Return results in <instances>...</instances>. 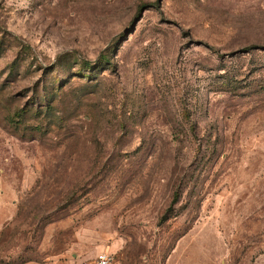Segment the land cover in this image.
<instances>
[{
    "label": "rangeland",
    "instance_id": "obj_1",
    "mask_svg": "<svg viewBox=\"0 0 264 264\" xmlns=\"http://www.w3.org/2000/svg\"><path fill=\"white\" fill-rule=\"evenodd\" d=\"M100 251L264 264V0H0V264Z\"/></svg>",
    "mask_w": 264,
    "mask_h": 264
},
{
    "label": "built area",
    "instance_id": "obj_2",
    "mask_svg": "<svg viewBox=\"0 0 264 264\" xmlns=\"http://www.w3.org/2000/svg\"><path fill=\"white\" fill-rule=\"evenodd\" d=\"M112 256L108 252L100 251L95 254L92 260L75 259L68 264H111Z\"/></svg>",
    "mask_w": 264,
    "mask_h": 264
},
{
    "label": "trees",
    "instance_id": "obj_3",
    "mask_svg": "<svg viewBox=\"0 0 264 264\" xmlns=\"http://www.w3.org/2000/svg\"><path fill=\"white\" fill-rule=\"evenodd\" d=\"M83 62H84V63H90V61H89V60H83Z\"/></svg>",
    "mask_w": 264,
    "mask_h": 264
}]
</instances>
